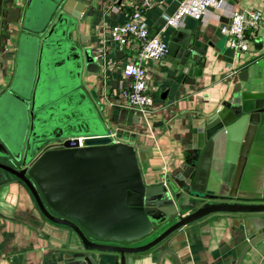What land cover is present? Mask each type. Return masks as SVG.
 <instances>
[{"label":"crops","instance_id":"crops-1","mask_svg":"<svg viewBox=\"0 0 264 264\" xmlns=\"http://www.w3.org/2000/svg\"><path fill=\"white\" fill-rule=\"evenodd\" d=\"M27 1L0 0V94L15 74L20 28L19 22L7 21L6 11ZM82 1L85 13L78 20L77 37L83 36L81 45L95 57L104 52L100 72H85L83 83L96 93L94 100L106 128L120 133L121 140L132 138L143 182L159 184L200 163L209 192L232 202L264 200V0H222L233 9L255 7L262 12L260 25L250 32V50L238 54L230 50L220 31L226 17L214 9L202 18L187 16L172 28L165 16L180 0H148L143 20L151 33L158 32L167 43L162 58L142 61L152 96L150 125L127 108L121 96L131 84L122 67L137 59L135 47L119 48L109 42L111 27L128 20L144 0ZM241 71L247 72L246 80L240 81ZM236 83H240L238 93L233 92ZM228 100L231 108L221 118L226 125L208 138L209 126ZM243 216L211 213L184 227L187 235L177 231L158 242L173 221L154 226L137 240H97L44 216L29 188L12 176L0 184V264H91L86 251L98 264H114L120 256H131L132 264H156L160 249L167 246L181 264H235L248 239L261 232ZM82 243L84 250L73 249ZM160 264L175 263L163 254ZM239 264H264V238L244 252Z\"/></svg>","mask_w":264,"mask_h":264},{"label":"water","instance_id":"water-1","mask_svg":"<svg viewBox=\"0 0 264 264\" xmlns=\"http://www.w3.org/2000/svg\"><path fill=\"white\" fill-rule=\"evenodd\" d=\"M84 13L82 0H28L7 8V21L19 22L20 28L15 74L0 94V184L17 177L44 216L97 240L129 242L173 221L158 242L170 233L185 234L184 227L211 213L243 214L261 232L244 244L239 264L244 252L264 238V200L232 202L209 192L200 163L162 183L143 182L132 138L121 140L120 133L106 128L96 93L83 83L84 73H99L103 63L81 45L83 36L77 37ZM246 76L241 71L240 81ZM239 91L236 83L233 92ZM231 103H223L208 138L226 125L221 118ZM79 137L84 138L82 147ZM3 159L19 162V167ZM73 249L84 250V245ZM85 254L98 264L91 252ZM163 254L181 264L168 246L160 249L156 264ZM114 264H132V257H116Z\"/></svg>","mask_w":264,"mask_h":264},{"label":"built area","instance_id":"built-area-1","mask_svg":"<svg viewBox=\"0 0 264 264\" xmlns=\"http://www.w3.org/2000/svg\"><path fill=\"white\" fill-rule=\"evenodd\" d=\"M150 6L148 0L140 3L130 14L128 20L111 27L109 42L119 48L134 46L137 59L127 62L122 67V73L131 79L128 88L121 91L124 105L144 117L150 125L148 113L152 103V96L146 84V67L143 60H157L167 51V43L158 32L151 33L143 20L146 8ZM214 9L218 16L226 17V22L220 24V31L226 36L230 50L235 54L247 53L250 50L251 36L262 20V12L255 7L233 9L222 0H180L177 7L165 16V23L172 28L179 27L184 18H202L206 12ZM98 59L104 60V52H100ZM79 147H82L84 138L79 137Z\"/></svg>","mask_w":264,"mask_h":264},{"label":"rangeland","instance_id":"rangeland-1","mask_svg":"<svg viewBox=\"0 0 264 264\" xmlns=\"http://www.w3.org/2000/svg\"><path fill=\"white\" fill-rule=\"evenodd\" d=\"M22 158V157H21ZM8 161H10V163H15L16 165L19 163V162H16V161H13L12 159H7ZM23 159H21V161H22ZM14 164V165H15Z\"/></svg>","mask_w":264,"mask_h":264},{"label":"flooded vegetation","instance_id":"flooded-vegetation-1","mask_svg":"<svg viewBox=\"0 0 264 264\" xmlns=\"http://www.w3.org/2000/svg\"><path fill=\"white\" fill-rule=\"evenodd\" d=\"M10 163V162H9Z\"/></svg>","mask_w":264,"mask_h":264}]
</instances>
